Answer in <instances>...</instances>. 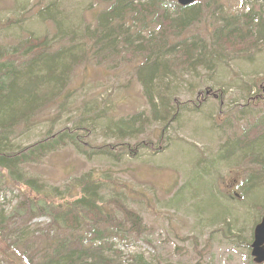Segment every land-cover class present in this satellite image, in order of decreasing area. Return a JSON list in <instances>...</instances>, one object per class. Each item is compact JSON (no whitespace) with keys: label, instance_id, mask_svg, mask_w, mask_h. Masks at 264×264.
Returning <instances> with one entry per match:
<instances>
[{"label":"rangeland","instance_id":"1","mask_svg":"<svg viewBox=\"0 0 264 264\" xmlns=\"http://www.w3.org/2000/svg\"><path fill=\"white\" fill-rule=\"evenodd\" d=\"M50 3L55 4L50 14L60 20L63 30L75 33L83 29L82 24L94 22L105 6V0H0V63H13L18 72H27L32 55L21 50L11 57L9 48L28 36L37 45L34 51L38 56L73 42L58 33L52 19L37 15ZM220 3L225 17H236L245 3L251 6L258 1ZM216 24L214 16L204 11L174 37L172 43L177 46L171 49L175 53L190 59L203 54L190 63L171 61L164 79L156 83L158 89L155 81L149 83V89L144 87L136 61L110 68L87 59L72 72L68 100L45 106L20 128L18 124L9 126L12 151H19L67 121L79 115L87 117L99 105H110L106 117L94 113L95 118L88 119L94 123L93 130L77 131L79 147L64 143L43 157L31 154L19 169L59 198L76 197L81 188H74L73 183L94 178L99 205L114 210L109 199L115 196L139 214L137 232L127 223V239L113 247L118 251L116 264H255L250 242L264 215L259 208L264 207V31L250 24V31L245 28L236 37L218 39L211 34ZM148 31L142 33L148 36ZM257 31L263 37L258 39ZM191 39L202 42L188 48ZM252 39L260 41L254 45ZM4 70L1 79H5ZM36 75L40 77L42 71ZM38 89L33 109L49 101L47 88L40 85ZM20 103L23 105V100ZM179 104L184 107L177 111ZM166 113H177L168 125L163 118ZM135 115L140 116L134 124L125 126L134 130L124 136L116 132L117 124L109 122ZM137 135L158 143L160 151L142 146L135 159L118 147L113 156L96 153L98 145L123 139L135 144ZM240 136L249 141L245 142L247 148L262 139L256 142L255 152H243L236 146L241 141L229 144ZM225 143L233 149L228 154H223ZM249 173L252 178L247 177ZM0 180V220L10 225L22 186L6 182L5 176ZM46 222L44 216H37L26 223L30 230L38 231ZM6 244L11 246L8 241ZM16 252L23 262L21 249ZM139 254L143 260L136 261Z\"/></svg>","mask_w":264,"mask_h":264},{"label":"trees","instance_id":"2","mask_svg":"<svg viewBox=\"0 0 264 264\" xmlns=\"http://www.w3.org/2000/svg\"><path fill=\"white\" fill-rule=\"evenodd\" d=\"M54 6V3H50L37 11V15L40 18L52 19L60 29L58 33L72 39L73 42L67 47L54 52H44L42 56H38L34 51L37 45L30 42L32 39L30 40L28 36L29 39L9 48L11 57L21 50L26 52L24 55H32V61L26 67L27 72H18L13 63H0V71L5 69V79L0 78V169L7 172L6 174L0 172V176H5L8 183L20 182L21 184H18L22 186L21 199L11 211L14 221L9 225L7 221L0 220V264H8L9 261L15 264H116L118 251L113 247L117 242L127 239L128 234L125 230L127 223H130L137 232L138 224L141 222L139 214L115 196L109 199L114 210L99 205L95 198L97 193L93 184L94 178L73 183L74 188H81L76 197L59 198L44 191L42 185L19 169L20 164L31 154L43 157L64 143H72L79 147L77 131L93 130L94 123L88 119H94V113L106 117L109 110L106 106L110 105H99L94 113L87 117L79 115L77 119L67 121L60 129L43 134L38 140L19 151H12L9 126L18 124L20 128L29 116L34 117L45 106L63 102V99L68 100L67 90L72 72L87 59L93 60L96 66L108 65L110 68L117 67L124 61H136L135 69L141 72L144 87L149 89L154 81L156 87V83L164 79L163 72L171 61L183 60L184 63H190L202 56L203 53H200L197 58L190 59L183 54L181 56L175 53L171 48L177 46V43H172L174 37L183 29L190 27L204 11H208L216 19L218 24L211 34L218 39L236 37L245 28L250 31V24L264 31V12L261 10L262 5H258L240 16L225 17L220 0H196L187 6H180L175 0H105V6L97 13L94 22L82 24L83 29L75 33L73 30L64 31L60 20L50 14L54 11ZM64 15L69 21V15L67 13ZM256 17L258 23L254 24ZM130 20L134 23H130ZM156 24L157 28L151 30ZM147 28L148 36H145L142 32ZM258 34V39L263 37L259 32ZM258 39H252L254 45L260 41ZM196 42L202 41L191 39L188 48ZM43 44L46 46V40ZM39 70L42 71V75L37 77L36 72ZM40 85L47 88L46 96L49 101L33 109L37 104ZM22 100L24 104L26 103L25 106L21 105ZM198 106L196 103V108ZM183 107L179 104L176 110L180 111ZM57 108L59 110L58 106ZM167 114L163 116L167 119L165 125H168V121H174L177 115ZM139 116L135 115L129 120L122 117L111 118L109 122L111 125L117 124L116 132L124 136L134 130L125 127L126 124L132 126L134 119ZM138 121L139 119L137 123ZM27 129L28 127L25 130ZM108 130L111 131V128L108 127ZM134 137L135 144L123 139L111 145H98L95 148L96 153L113 156L117 154L115 149L118 147L135 159L142 146L160 151L158 143L152 144L138 135ZM261 139L257 138L249 148L245 144L249 141L241 136L229 140V144L241 141L236 145L241 151H256L255 144L261 142ZM231 150L233 149L225 143L223 154H228ZM251 174L249 173L247 177L252 178ZM1 184L3 182L0 180ZM259 208L261 212L264 211V207ZM37 216H44L47 219L46 224L38 228L39 234L35 229L30 230L26 223ZM101 218L102 222H99ZM6 241L10 242L11 246L6 244ZM16 249H21L23 262ZM11 251L13 253H8ZM137 260H143L140 254Z\"/></svg>","mask_w":264,"mask_h":264},{"label":"water","instance_id":"3","mask_svg":"<svg viewBox=\"0 0 264 264\" xmlns=\"http://www.w3.org/2000/svg\"><path fill=\"white\" fill-rule=\"evenodd\" d=\"M177 2L184 6L194 2V0H177ZM250 247L254 262H264V216L254 229L253 240Z\"/></svg>","mask_w":264,"mask_h":264},{"label":"bare ground","instance_id":"4","mask_svg":"<svg viewBox=\"0 0 264 264\" xmlns=\"http://www.w3.org/2000/svg\"><path fill=\"white\" fill-rule=\"evenodd\" d=\"M263 216H264V215L261 216L260 220L256 223L255 227L257 226V224H259V223L261 222V219H262ZM255 227H254V229H255ZM254 229H253V235H254ZM250 244H251V243H250ZM250 248H251V247H250Z\"/></svg>","mask_w":264,"mask_h":264}]
</instances>
